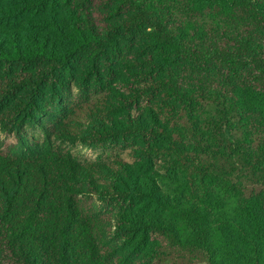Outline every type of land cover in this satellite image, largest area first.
<instances>
[{
	"label": "trees",
	"instance_id": "trees-1",
	"mask_svg": "<svg viewBox=\"0 0 264 264\" xmlns=\"http://www.w3.org/2000/svg\"><path fill=\"white\" fill-rule=\"evenodd\" d=\"M155 263L264 264V0H0V264Z\"/></svg>",
	"mask_w": 264,
	"mask_h": 264
},
{
	"label": "rangeland",
	"instance_id": "rangeland-1",
	"mask_svg": "<svg viewBox=\"0 0 264 264\" xmlns=\"http://www.w3.org/2000/svg\"><path fill=\"white\" fill-rule=\"evenodd\" d=\"M6 141L10 142L12 141V139L8 137ZM65 148L69 150L72 155L78 159L95 160L101 158L105 160H113L116 157H120L126 162H134L129 150H120L118 148L92 149L78 144L73 146L65 145Z\"/></svg>",
	"mask_w": 264,
	"mask_h": 264
}]
</instances>
